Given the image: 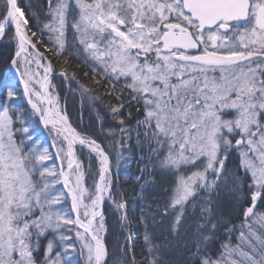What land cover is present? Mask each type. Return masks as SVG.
Returning <instances> with one entry per match:
<instances>
[{
	"label": "snow or ice",
	"instance_id": "obj_1",
	"mask_svg": "<svg viewBox=\"0 0 264 264\" xmlns=\"http://www.w3.org/2000/svg\"><path fill=\"white\" fill-rule=\"evenodd\" d=\"M0 49V264H264V0H0Z\"/></svg>",
	"mask_w": 264,
	"mask_h": 264
},
{
	"label": "trees",
	"instance_id": "obj_2",
	"mask_svg": "<svg viewBox=\"0 0 264 264\" xmlns=\"http://www.w3.org/2000/svg\"><path fill=\"white\" fill-rule=\"evenodd\" d=\"M22 2H26V0H22ZM26 15H27V10H26ZM2 51V49H1ZM50 55V54H48ZM0 71H3V66L0 65ZM71 71V69H69ZM69 109L71 110V114L74 117L75 122L79 121L80 126L83 128H87L92 124V117L93 113H90L87 109H85V117H81L79 109H78V101L77 99H69ZM92 115V116H91ZM116 180L118 181L119 185L122 186L123 191L125 192H131L133 189V186H131V182L129 180H126L124 177H116ZM112 224L115 223V221H111ZM118 239V237H113L112 235H108L105 242L109 244L111 249H115V240Z\"/></svg>",
	"mask_w": 264,
	"mask_h": 264
},
{
	"label": "bare ground",
	"instance_id": "obj_3",
	"mask_svg": "<svg viewBox=\"0 0 264 264\" xmlns=\"http://www.w3.org/2000/svg\"><path fill=\"white\" fill-rule=\"evenodd\" d=\"M1 51V49H0ZM131 173H135V171L132 168H128V178H125L126 180H129L131 182V186L134 187L133 178L131 176Z\"/></svg>",
	"mask_w": 264,
	"mask_h": 264
},
{
	"label": "rangeland",
	"instance_id": "obj_4",
	"mask_svg": "<svg viewBox=\"0 0 264 264\" xmlns=\"http://www.w3.org/2000/svg\"><path fill=\"white\" fill-rule=\"evenodd\" d=\"M107 207V206H106ZM107 236L105 237V240H106ZM107 243V242H106Z\"/></svg>",
	"mask_w": 264,
	"mask_h": 264
},
{
	"label": "water",
	"instance_id": "obj_5",
	"mask_svg": "<svg viewBox=\"0 0 264 264\" xmlns=\"http://www.w3.org/2000/svg\"><path fill=\"white\" fill-rule=\"evenodd\" d=\"M45 129V128H44Z\"/></svg>",
	"mask_w": 264,
	"mask_h": 264
}]
</instances>
